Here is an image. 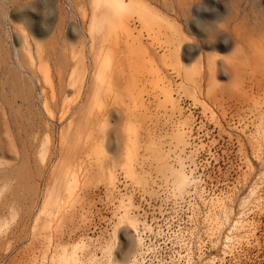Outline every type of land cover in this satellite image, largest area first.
Here are the masks:
<instances>
[{
	"label": "rangeland",
	"instance_id": "374dc122",
	"mask_svg": "<svg viewBox=\"0 0 264 264\" xmlns=\"http://www.w3.org/2000/svg\"><path fill=\"white\" fill-rule=\"evenodd\" d=\"M122 2L0 0V264H264V0Z\"/></svg>",
	"mask_w": 264,
	"mask_h": 264
},
{
	"label": "bare ground",
	"instance_id": "6f19581e",
	"mask_svg": "<svg viewBox=\"0 0 264 264\" xmlns=\"http://www.w3.org/2000/svg\"><path fill=\"white\" fill-rule=\"evenodd\" d=\"M112 2H113V5L115 6V8H117L118 11H123L126 8V5H124V3L122 2V0H112ZM130 4H131V7L134 8L139 13L140 16H144L145 15L147 9L144 6L138 5L137 3L132 2V1H131ZM121 25L123 26V28L125 30H127V25H126L125 21H122L121 22ZM199 59H200V57L198 55V61H199ZM239 71H240V67L238 66V68H235L234 69L233 73L237 75V74H239ZM81 86H82V84H81ZM93 146H94L93 143H89L90 153L86 156V160L89 161V162H92L94 160L93 156L96 154L95 150L93 149ZM100 157H104V155L101 154ZM80 166L82 167V164ZM81 167H79V171L82 170ZM83 170H84V168H83ZM87 172H88L87 170H84V173L85 174ZM178 180H179L180 187H183L186 184V176L183 173H180L179 174ZM77 181L74 180L75 184H77ZM73 192L75 193V189L74 188H69L68 189L67 199H66L67 202H65V204H67V203L68 204H71V201H73V194H74ZM66 200L64 199V201H66ZM53 202H56V201H52V204H51L50 199L46 197L45 200H44V202H42L41 209H40V214L41 215L46 214L47 216H49L51 213L54 212V211H51L53 208L55 210L57 209L58 212H59V214H60V212H61V206L58 205V202H56V203H53ZM72 203H74V202H72ZM130 207H131V205H130ZM49 209H50L51 213L49 212L50 214L48 215L47 211ZM126 209H127V207H126ZM126 209H123V210H125V212L123 213V215H121L120 217H118L119 218V222H118V225L114 229V232H113V240L110 242V244L105 245L104 248H103V250H102L103 251L102 253L107 258V261L108 262H110L111 261V258L113 257V251L119 247L118 242H116V241H117V232L119 231L120 225H122L124 222H130L131 221L130 218H129V212ZM137 224H138L137 221H133V222L130 223L131 228H133L135 230V234L138 233V231H137ZM136 239H137L138 243H141V238L139 236ZM83 244L84 243H77V244L73 245L69 249L67 247H62L60 249L62 251L61 252V255H59L60 256V260H61V264H84L81 261V257L82 256H79V253L80 252H83L84 249L86 248V246L83 245ZM134 261H133L132 264H134Z\"/></svg>",
	"mask_w": 264,
	"mask_h": 264
},
{
	"label": "built area",
	"instance_id": "2783aa9c",
	"mask_svg": "<svg viewBox=\"0 0 264 264\" xmlns=\"http://www.w3.org/2000/svg\"><path fill=\"white\" fill-rule=\"evenodd\" d=\"M101 208L104 210V211H111V208L109 205H107V203L103 202V205H101Z\"/></svg>",
	"mask_w": 264,
	"mask_h": 264
}]
</instances>
